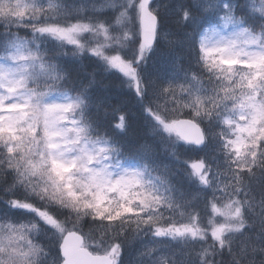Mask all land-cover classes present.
<instances>
[{"label":"snow or ice","instance_id":"snow-or-ice-1","mask_svg":"<svg viewBox=\"0 0 264 264\" xmlns=\"http://www.w3.org/2000/svg\"><path fill=\"white\" fill-rule=\"evenodd\" d=\"M162 40L190 66L148 70ZM0 53V264H126L145 237L135 264H264V0H0ZM86 56L177 159L215 145L193 191L126 166L135 113L93 98L95 71L75 87L62 58Z\"/></svg>","mask_w":264,"mask_h":264},{"label":"trees","instance_id":"trees-1","mask_svg":"<svg viewBox=\"0 0 264 264\" xmlns=\"http://www.w3.org/2000/svg\"><path fill=\"white\" fill-rule=\"evenodd\" d=\"M74 2L77 3L79 0H74ZM166 2L167 0H160L161 5ZM171 25L173 24H169L166 28L170 29ZM173 30L174 31L171 32H177L175 25ZM171 38L175 39V36ZM181 57L185 58L182 59ZM93 59L94 58L86 56L83 61V67L79 61L71 58H62V63L68 69V78L75 83V87L79 88L81 83L87 84L90 79L87 73L95 71L96 80L106 85V87L101 86V83L94 86L90 90L93 98L97 101H103L105 105H120L130 112L135 113L132 117V124L127 135L121 138V151L130 157H134V159H130L127 162L134 163L137 167L148 164L153 178L160 176L168 180L170 185H175L188 192L193 191V185L187 178V173L191 171L190 164L198 162V158L200 157H206L214 164L216 161L212 160V157L215 156L216 153L212 149L215 145H210L202 149H194L188 148L186 145L176 141L175 151L176 155L179 157V159H177L176 156L172 155L173 149L168 143L167 133L163 134L165 137L164 140H161L159 136L150 134L145 118L141 114L139 106L136 104V97L134 94L126 88L119 86V80H117L116 77L100 70L98 66L92 62ZM169 61L183 64L185 68L190 66L186 54L179 46L170 49L167 41L162 40L157 46L156 54L149 61L148 70L152 71L154 68L170 70ZM69 87H71V85ZM70 93V95L73 96L77 94L75 91H70ZM160 103H163V101H160ZM93 110L95 111V109ZM188 112L189 110L184 109L176 115L178 118H189ZM201 126L203 129H206L207 121L203 122ZM175 139L174 136L171 137V140L174 141ZM222 159V155L217 156V160L222 161ZM185 160L188 161L187 164L184 163ZM0 191H2V186H0ZM209 200H211L210 194ZM199 206L202 208V202H200ZM87 230L88 226L85 225L84 231ZM97 238H99L98 233ZM38 239H40L41 242H47L42 237ZM136 244L137 242L124 250V260L126 264H129L135 257ZM173 247H175V245ZM163 250H166L165 255L171 256V248Z\"/></svg>","mask_w":264,"mask_h":264},{"label":"rangeland","instance_id":"rangeland-1","mask_svg":"<svg viewBox=\"0 0 264 264\" xmlns=\"http://www.w3.org/2000/svg\"><path fill=\"white\" fill-rule=\"evenodd\" d=\"M127 167H135V166H133V165H126Z\"/></svg>","mask_w":264,"mask_h":264}]
</instances>
